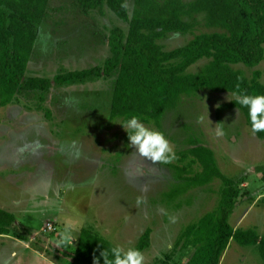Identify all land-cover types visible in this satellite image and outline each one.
<instances>
[{
	"label": "rangeland",
	"instance_id": "1",
	"mask_svg": "<svg viewBox=\"0 0 264 264\" xmlns=\"http://www.w3.org/2000/svg\"><path fill=\"white\" fill-rule=\"evenodd\" d=\"M126 3L132 15L135 0ZM189 21V33H169L159 41L165 50L216 30L206 26L202 15ZM117 26L128 30L106 4L84 10L77 0H50L39 30L43 27L51 38L40 39L38 31L27 76L53 79L63 71L103 65L111 54L108 38ZM206 63L199 61L189 71L197 72ZM233 67L249 78L261 70L264 83V60L254 68ZM113 89L114 78L103 77L53 85L43 101L40 92H25L0 108V208L16 216L10 233L0 234V264H68L66 253L74 252L84 228L125 249L136 247L150 229V245L141 251L144 264H186L191 257L192 246L183 249L176 242L186 226L216 209L222 181L172 194L185 182L177 176L176 160L153 163L136 152L122 120L110 118ZM235 98L204 90L184 96L160 124H144L165 134L176 157L196 143L212 149L221 171L239 188L230 224L235 229L255 228L263 236L264 140L251 132L242 111L230 106ZM218 126L225 135H216ZM45 181H51L46 191L41 186ZM68 182L71 190L62 187ZM37 188L34 195L30 189ZM45 198L53 203L42 204ZM138 198L143 203L138 205ZM68 223L76 240L67 248L57 247L55 240ZM220 264L264 261L257 245L231 240Z\"/></svg>",
	"mask_w": 264,
	"mask_h": 264
},
{
	"label": "trees",
	"instance_id": "2",
	"mask_svg": "<svg viewBox=\"0 0 264 264\" xmlns=\"http://www.w3.org/2000/svg\"><path fill=\"white\" fill-rule=\"evenodd\" d=\"M49 3L50 0H0V108L25 92H40L43 101L53 85L102 77L114 78L110 118L122 122L136 115L142 123L160 124L165 112L184 96L192 97L204 90L264 95L261 70H254L249 78L233 67L243 64L254 68L264 60V0H135L132 15L126 0H77L84 10L106 4L128 25V30L120 26L112 29L108 38L111 54L103 65L63 71L53 79L28 77V65ZM196 15H202L206 26L216 30L195 34L184 46L165 50L159 41L169 33H189L193 29L189 18ZM202 60L207 63L199 71H189ZM236 100L237 96L230 106L240 109L250 126L247 108ZM256 135L264 140V132ZM175 168L178 178L185 181L184 186L172 191L175 195L215 179L222 181L216 209L186 226L176 242L183 249L193 248L186 264H220L231 240L242 246L257 245L264 261V235L260 236L255 228L235 229L230 224L239 188L221 171L213 150L196 143L179 153ZM260 171L264 180V167ZM15 221L13 212L0 208V234L10 233ZM150 234L148 229L135 248L147 249ZM113 246L108 238L84 228L74 252L66 253L68 264H93L94 257Z\"/></svg>",
	"mask_w": 264,
	"mask_h": 264
},
{
	"label": "clouds",
	"instance_id": "3",
	"mask_svg": "<svg viewBox=\"0 0 264 264\" xmlns=\"http://www.w3.org/2000/svg\"><path fill=\"white\" fill-rule=\"evenodd\" d=\"M40 39H50V34L43 32V27L39 30ZM239 86H237L238 88ZM236 102L243 108H247V117L250 122L251 132L253 134L264 132V95L261 94H237ZM219 104L216 105V107ZM123 129L127 132L128 140L136 152L143 158L153 162L170 164L177 159L176 153L173 147L170 145L169 140L166 138L163 132L152 129L141 122L140 118L136 115H132L122 123ZM216 135H225L222 127H217ZM76 157L79 158V153H76ZM43 189L46 191L51 187V181L42 182ZM65 190H71L73 185L68 182L62 186ZM35 195L39 189H30ZM47 198L42 204H51ZM143 203L142 198L137 199V204ZM40 204H34V207H40ZM74 228L72 224H65L63 229L59 233V238L55 240L57 247L67 248L76 240L74 234ZM111 256V259H109ZM100 258L103 259V264H144V254L133 246L125 247L121 245H115L108 250L103 249L100 253V257L93 258V264H100Z\"/></svg>",
	"mask_w": 264,
	"mask_h": 264
},
{
	"label": "crops",
	"instance_id": "4",
	"mask_svg": "<svg viewBox=\"0 0 264 264\" xmlns=\"http://www.w3.org/2000/svg\"><path fill=\"white\" fill-rule=\"evenodd\" d=\"M27 243V242H26ZM26 247H28V246H26ZM17 251H13V253H16Z\"/></svg>",
	"mask_w": 264,
	"mask_h": 264
}]
</instances>
